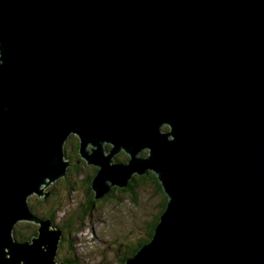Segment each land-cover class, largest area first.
I'll use <instances>...</instances> for the list:
<instances>
[{
	"label": "water",
	"instance_id": "1",
	"mask_svg": "<svg viewBox=\"0 0 264 264\" xmlns=\"http://www.w3.org/2000/svg\"><path fill=\"white\" fill-rule=\"evenodd\" d=\"M72 136L96 201L149 172L169 198L125 264H264V0H0V264H64L29 198Z\"/></svg>",
	"mask_w": 264,
	"mask_h": 264
},
{
	"label": "rangeland",
	"instance_id": "2",
	"mask_svg": "<svg viewBox=\"0 0 264 264\" xmlns=\"http://www.w3.org/2000/svg\"><path fill=\"white\" fill-rule=\"evenodd\" d=\"M167 127L163 126L162 129L168 130ZM71 138L65 146L67 158L71 154L75 159H78L77 152H75V141ZM70 146H72L73 152L72 150L67 151ZM105 146L108 147V144L106 143ZM144 152H147V150L140 153L138 157H147ZM121 154L123 159L120 158ZM125 157L126 154L120 153L115 160L118 158L120 162H123ZM80 166H84V169H81L79 175L71 173L68 176L69 169L73 168L71 162L67 172L68 178L72 179L71 184L62 185L61 180H59L45 189V192L52 191L48 206L55 205L57 208L59 207L60 212L57 216L59 222H65L69 214L77 215L79 210L82 212L80 207L87 200L86 188L81 181L87 180L93 172L90 166L85 163ZM72 186L76 188L70 192L69 188ZM53 195H56V198ZM29 199V203L35 206L38 196L34 194ZM162 201V196L156 194L154 189L147 183L138 190L137 203L132 201L129 194L116 193L115 197L96 205L94 211L82 224L81 232L71 237L72 245L65 244L59 252L62 251L66 260L72 259L73 264H121L126 257L125 253L128 248L136 246L141 237L146 236L147 223L151 222L154 216L160 212ZM37 209L41 214L40 210L42 208L37 207ZM33 226L35 225L33 224Z\"/></svg>",
	"mask_w": 264,
	"mask_h": 264
},
{
	"label": "trees",
	"instance_id": "3",
	"mask_svg": "<svg viewBox=\"0 0 264 264\" xmlns=\"http://www.w3.org/2000/svg\"><path fill=\"white\" fill-rule=\"evenodd\" d=\"M79 142L78 143V148H75V152H78L79 154V146H80V141L79 138L76 136H72L71 139H74ZM70 142V141H69ZM70 148V149H69ZM67 151L70 152L72 149V146H70ZM108 149L110 150V147H108ZM125 154V153H124ZM127 156V155H126ZM80 159H75L74 156H72L71 154L68 155V159L72 162L73 168L69 169V173L68 176L71 175V173L74 174H78L82 171L81 169H84V166L81 167L80 165H84V163L86 164V162L81 159V156L79 154ZM128 157V156H127ZM125 158V160L123 162H126L128 160V158ZM121 159H123V156L121 154L120 156ZM84 163H83V162ZM117 161L120 162L117 158ZM87 165V164H86ZM91 171L93 172L91 176H88L87 180H82L81 182L84 183V186L86 188L85 190V194H86V202L83 203V205H81L80 209H82V212L79 210L77 212V215H73V214H69L66 217V221L65 222H59L60 220L57 218L60 210L59 207L57 208L55 205H52L51 207L48 206L49 203V198L52 196H50L47 199H40L38 198L35 201V206L33 204H30L32 207L33 212L40 217L41 219H52L53 224L56 226L61 227L64 230V234H63V239L60 243L59 246V250L60 248L64 247L65 244H68L69 246L72 245V240L71 237L73 235H77L79 232H81L82 229V224L84 223V221L88 218V216L94 211L96 205L99 202L102 201H106L107 199L111 198V197H115L116 193L119 194H129L131 195V199L134 203H137L138 200V190H140L143 185L145 183H147V185H150L156 194L162 196L163 201L160 205V212L154 216L153 220L149 223H147L148 228L145 232V237H141V239L137 242V245L134 247H129L128 250L126 251V257L124 258V260H122L121 264H125V260H127L130 257H133L145 244L149 243L152 238L154 237L155 233H156V229L160 223L161 220V216L163 215V213L165 212L166 208H167V203L169 201L168 196L165 194L163 187L160 183V181L158 180V178L156 177V175L153 172H149L147 175L144 176H138L136 175L133 180L130 181L129 185L125 188V189H119V188H113L110 193L104 197L101 200L96 201L95 200V193L92 189V180L93 178L97 175L98 172V168L94 167V166H90ZM73 170V171H72ZM68 176L66 178L61 179V184L64 185H69L71 184V180L68 178ZM74 185V184H73ZM76 187L72 186L70 187L69 191L71 192L72 190H74ZM56 198V195H53ZM68 197V195H67ZM37 207L42 208V210L39 211L37 209ZM61 223V224H60ZM38 226H33L32 223H19L15 229H14V237L19 241V242H25L27 240H30L32 238H34L35 236H37L38 234ZM146 238V239H145ZM75 242V241H74ZM56 260L58 262H62L64 264H73L71 262L72 259H68L66 260L63 257V253L62 251H58L57 253V257Z\"/></svg>",
	"mask_w": 264,
	"mask_h": 264
},
{
	"label": "bare ground",
	"instance_id": "4",
	"mask_svg": "<svg viewBox=\"0 0 264 264\" xmlns=\"http://www.w3.org/2000/svg\"><path fill=\"white\" fill-rule=\"evenodd\" d=\"M118 162V161H117Z\"/></svg>",
	"mask_w": 264,
	"mask_h": 264
},
{
	"label": "flooded vegetation",
	"instance_id": "5",
	"mask_svg": "<svg viewBox=\"0 0 264 264\" xmlns=\"http://www.w3.org/2000/svg\"><path fill=\"white\" fill-rule=\"evenodd\" d=\"M117 161V160H116Z\"/></svg>",
	"mask_w": 264,
	"mask_h": 264
}]
</instances>
